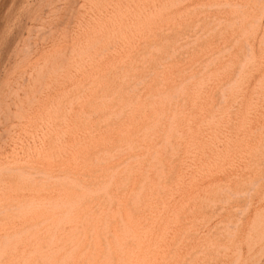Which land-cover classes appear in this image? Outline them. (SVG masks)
<instances>
[{
    "label": "rangeland",
    "instance_id": "rangeland-1",
    "mask_svg": "<svg viewBox=\"0 0 264 264\" xmlns=\"http://www.w3.org/2000/svg\"><path fill=\"white\" fill-rule=\"evenodd\" d=\"M0 264H264V0H0Z\"/></svg>",
    "mask_w": 264,
    "mask_h": 264
}]
</instances>
